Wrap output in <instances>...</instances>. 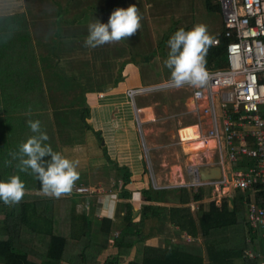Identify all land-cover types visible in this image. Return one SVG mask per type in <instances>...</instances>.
<instances>
[{"label": "trees", "instance_id": "16d2710c", "mask_svg": "<svg viewBox=\"0 0 264 264\" xmlns=\"http://www.w3.org/2000/svg\"><path fill=\"white\" fill-rule=\"evenodd\" d=\"M118 1L119 0H103L102 3H99V0H68V2H65L62 6L60 4L55 6L54 2L47 4L42 2L43 4L40 5L41 11L44 12L47 17L55 19L56 22L53 26L55 29L51 34L52 45L50 46L51 53L53 54L52 56L54 57V63H56L58 59L61 61L58 69H56L55 72L52 71L51 75H49V81L52 85H50L47 80L46 88L39 86L38 80L40 74L35 73L32 70V67L35 66V62L33 59L31 38L26 29H22L21 26L17 24L16 17L7 21L11 22L9 25H3L0 23V36L6 30L12 35L9 39V45L11 48H9L8 45L6 46L8 47V51L6 52V57H9L8 63L10 65L23 64L31 66V69L29 70L26 68L23 72L5 73V76L0 78L1 81L3 80L9 83L8 90L10 93L14 91V94L17 92V89L12 88V86H15V83L20 81L24 86V88L20 89V91L24 93V98H22L23 102L20 101L19 104H26L22 113H19L18 116H14L15 114H7L0 117V120L6 118L10 119V122L13 120H23V131L20 133L25 135L24 139L20 138L15 140L13 137L4 140L1 139L0 179H7V177L12 174H19L20 178L24 181L26 188L41 191L40 194L26 193V199H22L18 205L9 206V208H5V204L0 201V211L5 210L0 218V264H64L67 263L71 256H75L80 259V261H84V257L86 256L85 250L89 249L90 252L91 246L94 244V240L92 239L96 238L99 234L106 237L109 233V229L112 226V220L107 215H101L99 218L92 216L91 213L94 208V202L91 197H88V202L85 203L86 205L83 203L85 206H82L81 201L72 196V194L60 198L45 195L42 192L39 180L36 179L34 175L19 172L16 167L18 161L12 160L10 153L18 151L21 142L32 134L27 123L29 119L40 120L42 130H44L49 137L47 143L51 145L54 151H63L60 148L59 140L57 141V136L52 128V122L49 121V119L44 118L43 111L41 110L40 113L30 112L31 109L39 107L41 101L45 103V100L52 98L55 94L62 96L63 99L67 100L68 104L73 102L77 105L75 113L78 118L74 120L75 125L77 124V120H80L83 125L91 129L90 124L84 120L88 115V107L83 101V91L93 90L106 83L114 85L117 80L121 79L120 69L122 64L130 59H123L120 61L114 76L112 78L106 77L113 72L110 65L112 63L111 56H114V51L112 50L110 53L111 55H109L108 50L110 49H104V46H107V44L96 48L85 46V40L88 35V24L95 19L99 20L100 18L102 22L104 20L103 23H107L106 21L109 19L111 13L118 7L123 8V5L125 4L124 0L121 1V3ZM204 3L206 8L218 10L216 2L212 3L210 0H204ZM13 14L18 15L17 17L23 16V14L21 15L16 12ZM13 14L0 15V20L1 18L8 19L6 16ZM28 15L33 16L34 14L32 11H29ZM65 22L69 25L72 24L71 27H68L67 40H65ZM216 37L217 42L213 43V46L208 51L206 67L222 66L225 63L224 43L226 38L223 37L220 32L216 34ZM66 47L68 51L67 58L64 54ZM71 49L72 55L70 54ZM99 66L104 68L102 74L100 73L99 77L91 74V71L93 72L95 67L98 70ZM64 68H66L67 71H65ZM88 69L91 71L89 72ZM168 72L169 75H171L170 69ZM61 105L64 106L65 104ZM62 112L65 111L60 109L57 111L56 115L60 118ZM260 113L264 117L263 109L260 110ZM13 116L17 119H13ZM14 124L9 125V127L6 126L4 129L6 132H3V128L2 130L0 129V138L2 133H8L14 129ZM68 126L70 127L69 122ZM19 130L21 131V129ZM61 131H58V133L64 136V134H61L63 131ZM91 131L94 134L97 133V130ZM8 142L10 143L8 144ZM99 146L104 156L103 161L101 162H110L109 164L113 171L111 183L115 184L116 178H119L121 181V185L117 186L114 190L121 199L120 202L122 203L123 210L121 216L123 224L118 227L116 234L112 235L111 243L128 245L135 239H143L155 229V222L164 217V214H161V212H159L161 211L159 207L151 201L169 200L179 204V206L177 204H169L165 207L167 218L172 224H175L176 227L184 226L182 219H186V225L190 224L193 226L195 224L194 218L188 217L186 215L187 213H184V210L187 208H183L185 206L181 207L180 205H183L188 199L198 197L200 194V186L195 191L190 190L184 185L160 188H152L150 185H147L146 187L140 188L139 194L143 201L140 203L137 219L132 220V205L129 200L130 192L124 187V183L128 180L129 171L126 167L118 166L108 157L103 143H100ZM46 159L49 158L46 157ZM8 160H12L10 166H6L5 164V161ZM250 162V159L241 158L240 166H244ZM104 167L105 166L102 168ZM106 170L107 166L105 171ZM251 188L254 190L253 195L255 203L261 204L264 208V187L262 186V183L257 181ZM247 189L248 188H245L244 195ZM99 192H96L97 197L101 195ZM242 193H237L236 197L231 198L230 200L231 206L228 209L232 214L236 211L237 205H242ZM64 197H68V201L64 205H61L60 209H63V211H61L63 214L59 215L56 211L58 209L57 206H59V200L63 201ZM224 209H227L225 202H221L217 210H213L211 203L208 202L205 211L197 214L195 220L197 221L201 234L204 235L209 232L208 224L219 220V216L223 214L222 210ZM45 212L47 213L45 214ZM182 213L187 217L183 216ZM55 216L64 217V220H62V226L58 223L61 220ZM90 223H93L95 226L94 231L92 230L90 233H87ZM23 226L27 228L26 230L24 229L26 233L22 232ZM35 239L44 242L42 248L33 250V248L28 245V243ZM242 242L243 243L239 246L232 247L228 252L238 253L237 255L240 258L241 264H257L260 261L261 256H256L254 252L251 255H247L245 252L243 253L242 249L244 245L246 246V242L244 240ZM17 249L21 250L18 251ZM214 251L217 253L216 250ZM70 252L73 253L71 254ZM217 254L219 256L220 253ZM185 256L186 259L184 264H196L192 252L187 251ZM226 258L228 257L226 256L223 260ZM207 259H209L208 252ZM144 260L145 259H142V261L137 264H146ZM163 260L164 259L157 258L156 264H167V262ZM150 263L151 262H149V264ZM126 264L132 263L127 262Z\"/></svg>", "mask_w": 264, "mask_h": 264}, {"label": "crops", "instance_id": "0c3cea01", "mask_svg": "<svg viewBox=\"0 0 264 264\" xmlns=\"http://www.w3.org/2000/svg\"><path fill=\"white\" fill-rule=\"evenodd\" d=\"M32 1L33 0H0V15L13 14L14 12L20 13L21 15L23 14V16L17 18V24H19L22 29L25 28L31 38L33 59L35 62V66L32 67V70L33 72L40 74L38 80L39 86L46 88V82L47 80L49 81L48 75H50L52 71L55 72L61 62L58 59V61L54 63V57L52 56L53 54L51 53L50 47L52 45L51 34L55 29L53 26L56 22L52 17H47L46 14H41V6L38 5L36 1L35 4H33ZM43 2L45 4L54 2L55 6L59 4L62 6L65 2H68V0H45ZM29 11H32L34 15L29 16ZM0 21L3 25L11 24V22H7L5 18H1ZM71 25L67 22L64 23L65 40L68 38V27H71ZM7 49L8 47H5V50L0 53V75L9 72H23L26 68L28 70L31 69V66L23 64L10 65L8 63L9 57H6L5 55ZM64 54L67 58V47L65 48ZM70 54L72 55V49ZM64 69L67 71L66 68ZM120 74L121 79L117 80L114 85L106 83L109 84L110 87L101 91L100 94L98 93L97 88L83 91V101L88 107V115L84 120L90 124V131L97 130L95 137L98 136L99 143H103L108 157L118 166L126 167L129 171L128 180L124 183V187L130 192L129 200L132 205V220H136L140 203L143 201L139 194L140 188L146 187L148 184L152 188L169 186L159 184L155 179H149V176L145 174L140 148L135 136L136 127L135 124H133V116L130 114L129 108L124 106L127 101L124 89L127 86L154 82L163 77H151L146 82L142 81L147 78H144L142 74H140L138 65L132 60H127L122 64ZM169 76L170 75L167 77ZM3 77L4 76L2 75L0 76V78ZM50 83L51 82L49 81V84ZM8 84L7 81L0 80V117L7 114H15L14 116H18L19 113H22L26 105L24 103L22 105L19 104L20 101H22V98H24V93L20 91L24 86L20 81L16 82L15 86H12V88L17 89L15 94L13 93L14 91L11 93L9 92ZM179 90L188 96L186 89L180 88ZM155 92H163V90L147 92L144 94ZM188 98L192 103L191 98L189 96ZM61 104L65 105L63 106ZM76 107L77 105L73 102L68 104L67 100L63 99L62 96L55 94L52 98L45 100V103L41 101L39 107L31 109L30 112L40 113L42 110L44 118L49 119V121L52 122V128L58 137L60 135L58 131L62 130L63 133L61 134L65 135V133L70 131L68 129H73L71 124H74V120L77 119V114L75 113ZM129 107L131 106L129 105ZM57 109L65 111L62 112L60 118L56 115L58 111ZM261 109L262 108H260V110ZM14 116L13 119H17ZM151 117L152 114H150L149 117L140 118V120L142 121L143 119L145 120ZM78 121L79 120H77V122ZM68 122L70 123V127L68 126ZM198 122H190L186 124H194ZM4 129L5 127H3V132H6ZM11 132L12 131L8 134L2 133L1 139L4 140L13 137L14 134ZM207 140H205L204 143ZM212 143L211 140V144ZM204 147L209 150L210 148L212 149V145ZM227 166L228 164L224 162V170L227 172L228 170L237 167V165L233 163H230L228 168ZM151 180L154 182L151 183ZM115 182L117 186L121 185L119 178H116ZM179 184L183 185L182 183H176V185ZM185 187L188 188L190 186ZM29 189L32 188H26V193H31ZM196 189L197 188L195 187H191L192 191H195ZM32 190H34V192L32 191L33 194L41 193L39 190ZM244 190L245 189L237 190L232 187H200V194L198 197L188 199L183 205H180L181 207L185 206L183 208H187L184 210V213H187L186 215L188 217L194 218L195 224L193 226L190 224L186 225V219H182L184 226L176 227V225L172 224L167 218L165 207L169 204L177 203L169 200L151 201L159 207L161 210L159 212L164 214V217L155 222L156 227L149 235L140 240L135 239L128 245L111 243L112 235H115L118 227L123 224L121 216L123 212L122 203L120 202L121 199L118 194H116L114 190V193L102 194L100 195L101 197H94V208L91 214L96 218H99L101 215H107L111 218L112 226L109 229V233L106 237L99 234L96 238L92 239L94 240L95 245L93 244L91 246L90 252L89 249L85 250L86 256L84 257V261H80L77 257L71 256L67 263L64 264H126L127 262L137 264L138 262H141L142 259H145L144 261L146 264H149V262H151L150 264H156L157 258L164 259L163 261H166L167 264H184L186 259L185 253H187V251L192 252L196 264H241L240 258L237 255L238 253L228 251H230L232 247L234 248L242 244L243 240L246 242V246L244 245L242 252H245L247 255H251L254 252L256 256H261V259L257 264H264V229L263 227L250 228L246 222V203L248 200L254 201V190L248 188L245 191V195ZM239 192H243L241 199L242 205H237L236 211L232 214L228 209L231 206L230 200L231 198H235L236 194ZM23 199H26L25 196ZM208 202L211 203L213 210H217L220 203L225 202L227 209L222 210L223 214L219 216V220L208 224L209 232L203 235L200 233L199 226L195 220L197 214L205 211ZM177 205L179 206V204ZM4 206L5 208H9L7 205ZM4 211L5 210L0 211V218ZM184 213H182V215L187 217ZM94 227L93 223H90L87 233H90L92 230L94 231ZM24 229L26 230L27 228L23 226L22 232L26 233ZM43 243V241L39 242V239H35L28 243V245L34 250L42 248ZM17 250L20 251L21 249ZM214 250H216L217 253H220L219 256ZM73 252L70 253L72 254ZM207 252L209 254V259H207ZM226 256L228 258L223 260Z\"/></svg>", "mask_w": 264, "mask_h": 264}, {"label": "rangeland", "instance_id": "374dc122", "mask_svg": "<svg viewBox=\"0 0 264 264\" xmlns=\"http://www.w3.org/2000/svg\"><path fill=\"white\" fill-rule=\"evenodd\" d=\"M35 1L38 5H42V2L45 0H33V4H35ZM121 1L123 0H119L118 2L121 3ZM210 1L212 3L215 2L214 0ZM102 2L103 0H99V3ZM124 3L123 8H126L130 4H135L139 8L142 15L141 27L127 40L106 43L107 46H104V49H110L108 50L109 55H111L112 50L114 51V56H111L112 63L110 65L113 72L106 76L109 78L114 76L118 63L123 59H130L138 65L140 74L144 78H147L142 81L146 82L151 77L167 78L169 68L165 66V61L169 52L168 40L179 28L187 30L194 24L202 23L207 26L211 37L219 33L222 28L219 10L206 8L204 0H124ZM40 13L45 14L41 11ZM17 16L16 14L6 16L8 19L5 20L18 18ZM99 21L102 22L101 18ZM4 33L1 34L3 37L0 36V53L5 50L7 45L11 48L9 39L12 35H10L8 30L4 31ZM6 52L5 55L7 54ZM88 71L90 72L91 70L88 69ZM103 71L104 68L99 66L98 70L95 67L93 72L91 71V74L99 77V74H102ZM1 75L5 76V73ZM127 101L124 106L129 108L130 114L133 116V124H135L137 130L134 128L135 136L140 148L145 174L149 176V179H155L156 182L165 186H174L176 183H182L184 186H187L185 184H188L191 180L188 166L194 165L199 168L209 164H217L215 152L211 148L209 150L204 147L212 145L210 139L205 143L199 139L182 143V147L186 151H183L177 141V127L204 119L202 114L205 113H202L200 110L201 102L196 107L197 105H193L188 96L179 89L135 95L133 98L134 106L141 107L138 112L134 111L132 104ZM143 105H148L150 108ZM262 109L264 112V106ZM150 114H152L151 118L140 120V118L149 117ZM135 117L138 120L137 122ZM0 121L1 130L3 127H9V125L15 123V128L11 130L14 134L13 138L15 140L24 139L25 135L20 133L23 131V120H13L10 122V119L3 118ZM71 127L73 129H68L70 131L65 133L64 136L59 135L57 141L59 140V145L64 155L80 161L78 168L80 178L76 184L82 183L81 185L92 186L94 189L97 188L100 190L99 193L101 195L114 193L117 184L111 183L113 171L111 170L110 162H101L104 156L99 146L100 143L96 139L97 137L80 120L76 125L74 124ZM195 129L194 125L186 128V133H191L189 137H196ZM220 139L221 147L223 148L221 136ZM224 161L226 160L224 159ZM103 166L105 167L102 168ZM106 166L107 170L105 171ZM153 182L151 180V183ZM192 186L188 188L191 190ZM193 187L198 188L199 186L195 185ZM29 191L31 193L32 191L34 192L32 189H29ZM96 192L72 191L71 194L81 201L82 206H85V203L88 202V197H91V199L97 197ZM67 201L68 197H64L63 201L59 200L60 203L56 210L59 215L63 214L61 212L63 209H60L61 205H64ZM55 217L61 220L58 223L62 226L64 217Z\"/></svg>", "mask_w": 264, "mask_h": 264}, {"label": "built area", "instance_id": "2783aa9c", "mask_svg": "<svg viewBox=\"0 0 264 264\" xmlns=\"http://www.w3.org/2000/svg\"><path fill=\"white\" fill-rule=\"evenodd\" d=\"M214 1L221 15L220 34L226 38L225 63L207 68L209 79L203 87H182L187 90L193 105L198 107L201 102L200 110L205 114H202L204 119L198 123L177 127L176 134L181 147L182 143L193 139L203 143L207 139L212 140L219 175L202 179L197 174V167L188 166L191 180L185 185L242 190L251 188L258 181L264 187V117L260 113V108H263L261 106H264V0ZM212 38L216 43L217 37ZM169 80L170 76L150 83L127 86L124 94L134 111L138 112L140 107L134 106V96L177 89L166 87ZM154 87L160 90H152ZM191 125L196 128L194 138L189 137L191 133H186V128ZM241 158L250 159L251 162L240 166ZM224 162L228 166L230 163L236 164L237 167L227 172L224 170ZM73 191L91 193L100 190L75 184ZM246 222L250 228L264 227L263 206L248 200Z\"/></svg>", "mask_w": 264, "mask_h": 264}, {"label": "clouds", "instance_id": "9594fccd", "mask_svg": "<svg viewBox=\"0 0 264 264\" xmlns=\"http://www.w3.org/2000/svg\"><path fill=\"white\" fill-rule=\"evenodd\" d=\"M142 15L135 4L126 8H116L107 23L95 19L88 24L85 46L96 48L106 43H114L134 35L141 27ZM213 38L207 26L198 23L190 29L179 28L168 40V57L165 66L170 69V80L166 87L182 88L189 85L200 88L209 79L207 54L213 46ZM152 90H160L154 87ZM30 114V113H29ZM31 135L16 152L10 153L12 160L18 161L19 172L30 173L39 180L42 192L60 198L70 195L80 178V161L71 159L60 151H54L47 141L49 137L42 130L41 121H27ZM49 158V159H46ZM12 160L5 161L10 166ZM26 194V186L19 174L0 179V201L7 206L18 205Z\"/></svg>", "mask_w": 264, "mask_h": 264}, {"label": "water", "instance_id": "95a60500", "mask_svg": "<svg viewBox=\"0 0 264 264\" xmlns=\"http://www.w3.org/2000/svg\"><path fill=\"white\" fill-rule=\"evenodd\" d=\"M109 84H105L102 87L97 88L98 91H103L109 88ZM101 142V140H100ZM207 172V176L204 177L203 173ZM197 174L199 178L217 177L219 175V166L217 164H212L210 166H201L197 169Z\"/></svg>", "mask_w": 264, "mask_h": 264}, {"label": "bare ground", "instance_id": "6f19581e", "mask_svg": "<svg viewBox=\"0 0 264 264\" xmlns=\"http://www.w3.org/2000/svg\"><path fill=\"white\" fill-rule=\"evenodd\" d=\"M203 175H205L204 177H206L208 174H207V172H205V173H203Z\"/></svg>", "mask_w": 264, "mask_h": 264}]
</instances>
